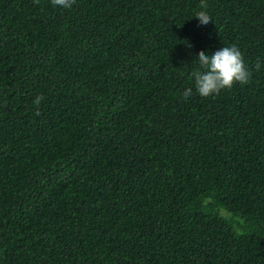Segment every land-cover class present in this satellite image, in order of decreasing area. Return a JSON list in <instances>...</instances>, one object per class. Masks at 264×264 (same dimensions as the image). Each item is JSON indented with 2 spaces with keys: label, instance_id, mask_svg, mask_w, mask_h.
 Returning <instances> with one entry per match:
<instances>
[{
  "label": "trees",
  "instance_id": "16d2710c",
  "mask_svg": "<svg viewBox=\"0 0 264 264\" xmlns=\"http://www.w3.org/2000/svg\"><path fill=\"white\" fill-rule=\"evenodd\" d=\"M0 264H264V0H0Z\"/></svg>",
  "mask_w": 264,
  "mask_h": 264
}]
</instances>
